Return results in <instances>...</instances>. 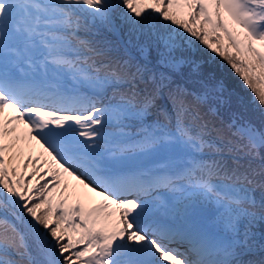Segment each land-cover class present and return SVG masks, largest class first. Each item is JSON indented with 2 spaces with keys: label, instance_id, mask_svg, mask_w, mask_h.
<instances>
[{
  "label": "rangeland",
  "instance_id": "374dc122",
  "mask_svg": "<svg viewBox=\"0 0 264 264\" xmlns=\"http://www.w3.org/2000/svg\"><path fill=\"white\" fill-rule=\"evenodd\" d=\"M59 1H62L63 3L66 4V6L71 7L72 13H74L75 18H79L80 9L75 8L76 6H74L72 0H59ZM219 1L220 2H219L218 10L219 8H222V10L226 12L227 17L230 18V22H232L233 25L237 26L238 29L241 28L240 25L244 26L245 28L242 30L247 32L248 36H250L249 39L243 33L242 30L236 33L235 32L236 30L234 28H229L230 31L234 33L233 36L236 37V39L239 41V47L245 52V58H243L241 61L242 65L248 70H252L253 66L257 64L255 70L252 71V74L253 77L256 78V80L260 83L261 90L264 93V48L261 45L253 44V41L259 44H264V32L262 31L260 26L258 28H255L254 22H252L251 18L246 13H244L240 8V6H242V3L239 0H219ZM153 2L159 3L160 0L140 1V3L137 5L136 12L133 11V13H130L126 18H122L123 15L118 11L114 15L111 14L105 16L104 14H101L99 16L91 17L87 20L84 19L82 22H85V26L90 27L91 29H93L92 26L97 28L99 25L98 28L100 29H104L111 33L118 34L122 38L126 39V41H128L134 48L140 50L141 52H144L147 56L152 58L156 57L162 60L161 65L167 68L177 69L179 67L181 69L182 64L185 67H189V65L187 66V62H190L193 71H195L196 68H200L201 62H203L204 60L198 61L195 58H192L190 54V53L192 54L196 53L194 51L197 50L198 42L193 38H187L188 30L183 29V25H182V29H180L179 27L182 16L184 17L187 8L186 4L188 3V0H177V1L173 0L170 1V5L166 7L168 10V12L166 13V17L168 18V20H170L169 22L170 32L166 34L165 33L159 34L157 33L156 30L153 29H135L136 26L133 25V23L138 17L137 13H139L140 15L143 14L144 9L141 8L142 5L146 7L145 10L149 7V5H153L155 9L154 12L156 13L159 12L158 7L155 6ZM199 4L200 7H202L203 11L207 14V6L205 4V1L201 0ZM119 16L122 18L121 20ZM207 17L209 18L208 15ZM102 19H106L107 22L106 23L102 22ZM220 25L221 23L217 21L215 25V29L220 30ZM228 25L230 24L223 23V26L226 29ZM226 29L223 30V38L224 41L228 43V40L225 36ZM208 30L209 29H202V31H208ZM192 36L195 37L194 34H192ZM88 38H91V36L89 35ZM204 40H207L206 36H204ZM211 46L214 47L215 45L212 44ZM43 49L45 51L48 50L47 47L42 48V50ZM222 49H224V47H222ZM227 49H229V47ZM230 49L232 50V47H230ZM185 50L188 51L186 55H185ZM51 51L54 52L51 55L57 58V61L60 64L63 65L67 64L69 57L65 54L68 51L64 46L61 47L55 46ZM102 52L106 54L105 51ZM230 55L234 60L236 53H230ZM253 58L256 61L252 60ZM93 68H97V66H94ZM95 71L96 70H94V72ZM110 71L111 70H105L104 73L106 74L103 77L107 76L108 78H110L108 76L109 75L108 72ZM88 73H92L90 69ZM78 77H79V81L77 82V84H81L84 86H88L89 84L93 83L94 79H96L89 75L87 78L90 80L86 79L85 75H81ZM213 86L216 90V93H213L210 88H208V91L205 88L204 89L205 91L209 92L212 99L216 101V103H214L215 108L223 109L228 104H230V92L227 91L228 89L226 88L223 79L217 81V83L213 84ZM203 87L205 86L199 88V91L202 90ZM151 96L158 97L159 93H157L155 90H152ZM201 97H205L203 93H201ZM127 110L128 109H126V112H121L122 116L125 115L134 118L135 116L132 115V112H134L135 110H129V111ZM231 110L233 112V116L235 118H238V121L244 127V129L249 131V127L255 128V125H253L248 119L247 114H245L244 117H242L238 115L237 111L233 109ZM243 110L245 111L246 108L243 107ZM113 116H116L118 118L119 116H121V114L119 111H116ZM90 117L93 119L92 125L97 127H100L102 124L109 123L111 121L110 118H101L96 113L90 114ZM134 124L136 123H131L130 125H134ZM91 133L93 135V139L99 138V136H97L94 133V131H92ZM249 136L252 139V141L247 142L246 150L250 152L251 156H254L256 152L254 151L255 147L256 146L262 147L263 144H261L259 141L256 140V133L249 134ZM106 137H110V139L114 141L121 139V137L117 134H111V135L104 134L102 135L101 138L106 139ZM187 137L188 136L185 133H181V136L172 134L168 138L171 142L166 140L162 141L160 143V146H157L155 148L156 150H154V147H150L149 150L151 152L149 159L151 161H158L159 158L157 156L160 154L165 156V154L167 153L166 152L167 148H170L171 146H175V145L185 146ZM91 142L94 145L96 144L95 142H93V140ZM209 143L211 144L212 142ZM160 151H162L163 153H160ZM7 153H8L7 155L10 154L9 152ZM93 153L100 154L96 151H94ZM23 154H25L24 155L25 157L31 156V159L26 162L27 166L35 165L36 167H40V168L43 167V165H39L41 163V159H40L42 157L41 154L39 153L35 154V152L31 151L30 149L23 150V152L20 154L21 158ZM19 163L21 162L16 161L10 163V165L17 166V170L20 171V176L18 177L19 180H23V183L27 187L31 185L33 194L29 197V199H26L23 204L21 203L16 208V215L20 220V223H17V226L20 227V225L22 224V226H24L25 228L31 231H33L32 228L34 229L39 228L41 231L40 233L41 236H43L45 239H48L50 241V244H48L47 246L48 252L54 251L60 261V264H68V263L97 264L96 260H98V256L96 255V251L99 248L98 236L102 235L103 232H108L111 234V240L119 239L118 237L117 239L113 238L111 231L112 225L118 223L116 219L113 218V220L109 221V217L103 211L100 213L98 212V209L103 206L104 202L102 203V205H99L94 209H89L87 213L86 204L83 203L81 198L79 203V205H81V211H82L81 213L83 214V217L81 219L83 224H85L86 232L85 233L82 232L81 234H79V232L74 231L72 229L75 225L79 223L70 226V224L68 223L65 224L64 220L59 215V210L64 211L65 206L68 202H70L69 208H71V213L77 210L80 211L79 205L76 208H73L76 203V200L78 199L76 195V193L78 194V191L73 188V183L71 185L70 181L63 182V181H55L54 179L51 178H46L47 181H45L44 184L42 185L40 184V186H34V184H32L31 182L32 181L31 172H27L26 170H23L22 166H20L22 164ZM51 164L52 167H56V165L53 162H51ZM260 164L261 162H259L257 166ZM0 171H2V163H0ZM164 174L169 175L170 173L165 172ZM1 179L3 183L9 187V190L11 191V187L4 174L1 177ZM241 181H245L247 183H254L252 180L248 181V180H244L243 178H240L238 181H235L232 184H226V185L218 184L216 182L215 183L216 187L213 188L215 190L213 189H211L212 191L210 190L211 194H213L212 196L216 198L217 196H220L219 193L221 195L224 193H228L229 196H225V197H227L230 200L238 201L240 199L246 198L249 199L252 203H254V200L257 199L256 196L260 195V193L258 191L250 192L246 190ZM259 184H262V181ZM16 188L17 187H15L14 189L15 193H16ZM208 188H211V185H209ZM9 190H8V194H10ZM69 191H71V193L74 194V196L70 197L68 195ZM194 195L196 196L197 194ZM52 197L56 198V203L54 205V211L56 215L52 216L51 213L48 212V216L43 217L41 212H39L37 209H39L40 207L47 209L49 204H47V200L45 199L46 198L51 199ZM198 198L201 199V197ZM202 200L208 201V198L203 197ZM11 201L16 202V196L14 199L12 198ZM178 203L179 200L177 199L169 206L170 218L174 221V223L178 224V226L174 224L173 226L170 227L174 229L176 231V234L177 235L179 234V236L182 234L188 236V234L184 231V229L187 228L189 230L191 229L193 232L197 234H201L202 237L204 238L203 243H205L204 244L205 246L209 242H212V244L216 245L217 250L214 253H212L213 255H215L217 252L225 253L226 247L228 245V240H233L232 236L227 237L223 235V231L229 230V226L233 224V217L244 219L246 221V224L242 225L241 228L244 231L257 234L255 238L264 240V237L258 235L264 232V228H263L264 209H260V210L255 209V211H253L254 208L252 206L242 203L231 202L225 199L222 200L223 204L213 203V206H206L201 202L196 203L194 206H185L180 218L176 216L177 210L174 209L175 207H177ZM10 206H14V203L13 202L10 203ZM7 207H9V203L8 205H6L5 209ZM250 211H253V213H250ZM21 217H23L22 220ZM10 219L12 220V218ZM208 228L215 229V231L218 232L219 234L213 235L209 233L207 231ZM2 230L3 231L7 230L9 233L1 232ZM118 231L120 230L118 229ZM124 235L125 233L123 231L120 237H124ZM186 236H184L185 239ZM25 239L27 242L28 249L21 246L22 235L15 232L12 227L7 226L5 221L2 220V218L0 217V264H25L26 262L25 259L28 256V252L32 250L33 246L37 248L38 241L39 244L41 245V239H39L38 236L34 234H32L31 237L28 236L25 237ZM9 241L10 243H7ZM58 241H61V243L64 244L56 245ZM84 241L86 242L83 243ZM75 246L80 251L78 256H76L75 259H72L70 261H65L64 257L66 253L71 254L72 248ZM86 248L87 251L91 250V254H90L91 256H89L88 261L80 258V255ZM193 248L196 247L193 245ZM127 249L128 247H125L120 250L119 255L120 257H122V259H125L126 257L125 252H127ZM112 251H114V249H112ZM231 257L232 256H229L228 258ZM179 260L182 261L181 258ZM99 261H100L99 264H111L112 258H110L109 254L107 256L103 255L102 257L101 256L99 257Z\"/></svg>",
  "mask_w": 264,
  "mask_h": 264
},
{
  "label": "trees",
  "instance_id": "16d2710c",
  "mask_svg": "<svg viewBox=\"0 0 264 264\" xmlns=\"http://www.w3.org/2000/svg\"><path fill=\"white\" fill-rule=\"evenodd\" d=\"M134 12H136L134 10ZM168 12L166 6L161 10L159 17L156 19L151 17H145L143 14L140 15L137 13V19L133 23V25L136 26L135 29H153L156 30L157 33L163 34L170 32V20L166 17V13ZM121 13V12H120ZM135 14V13H134ZM125 16H128V13L125 14ZM120 17V16H119ZM122 18L120 17V20ZM205 34H203L199 41H198V47L197 50L194 51L196 53L191 54L192 58H195L198 61L204 60L201 62L200 68H196L195 71H193L192 66L190 65V62H187V66L185 67L183 64L181 65V69L178 67L176 69L177 72L180 71V75H183V77H179V79H182L185 81L188 85H186V89L184 91L187 92H178L183 91V86L181 83L174 82L172 84V88H174L177 94L180 96H183L184 98L190 100L192 104L194 102L199 103L200 105L203 104L200 98H195L194 95L190 92H194L192 87L195 89L201 84H205L210 86L213 90H215L213 84H216L217 81L223 79L225 82V86L228 89L227 91L230 92V104H228L224 109H217V112L214 113L213 119L219 124L217 126L218 130H214V137H222V136H230V137H239L240 135L236 132L234 125L230 122V119H236L233 116V112L231 109L237 111L239 116L244 117L245 114H247L248 119L250 122L255 125L254 127H249V131H245V133L252 134L256 133V140L259 141L263 146H259L258 148V155L261 156V164L258 165V167H249V173L252 176L259 177L261 179H264V93L261 90L260 83L256 80V78L253 77L252 71L255 70V67L257 64L253 66L252 70H248L242 65L241 61H238L236 59H232L230 52L227 49H222V46H215L214 48L210 47L209 42L204 40ZM207 37V36H206ZM208 39V38H207ZM190 51V50H189ZM188 51L185 50V55ZM237 57V54L235 55ZM252 60H255L254 58ZM189 61V59H188ZM256 61V60H255ZM257 70V69H256ZM165 85L168 86L170 84V77H168V80H165ZM194 84V85H193ZM193 85V86H192ZM173 89V91H174ZM165 94L168 97V105L169 109L165 111L168 116H173L174 121H184V118L179 115V113L174 109V104L170 106V101H176V99L170 98V95L175 96L174 94H170V92L165 91ZM226 94V93H225ZM182 104V102L180 103ZM197 105V104H196ZM195 105V107H197ZM183 107H186L182 104ZM231 106V109H230ZM243 107L246 108V110H243ZM110 108V107H109ZM214 109H211V111ZM143 112L142 114H144ZM198 116L203 115L199 114V110L196 112ZM186 122H192L191 116L188 115ZM159 123V122H156ZM156 123H150L149 128L154 129L156 128ZM162 124H168L164 119L162 120ZM220 125L221 128H220ZM163 129H167L165 125H162ZM177 126H184L177 125ZM178 130V131H177ZM184 131V128H176V133ZM246 141H252L251 138L246 139ZM260 190L264 191V185H261L259 187ZM41 214L43 217L48 216L47 209H43V207H40ZM264 228V225H263ZM4 233H9L7 230L3 231ZM259 236L264 237V232L258 234ZM11 240V239H10ZM243 243L246 242L248 245L252 247L260 248L262 245H264V240L257 239L255 237H246L242 240ZM7 243H10L7 242ZM64 243H61V241H58L56 245H62ZM65 261H70L74 259L72 254L66 253L64 257ZM264 263V261H260L259 264ZM69 264V263H68Z\"/></svg>",
  "mask_w": 264,
  "mask_h": 264
},
{
  "label": "bare ground",
  "instance_id": "6f19581e",
  "mask_svg": "<svg viewBox=\"0 0 264 264\" xmlns=\"http://www.w3.org/2000/svg\"><path fill=\"white\" fill-rule=\"evenodd\" d=\"M11 129V133H9L6 137L0 135V146L3 148V150L10 153L9 156H7V162H22L25 159V154H23L22 158L20 154L23 152V150L29 149V143L23 140V138L21 140L17 139L16 135L21 133L17 129V123H15ZM73 183L79 194L88 199L91 204L96 202L98 203L101 199H103L93 188L90 191L78 181L73 180Z\"/></svg>",
  "mask_w": 264,
  "mask_h": 264
}]
</instances>
